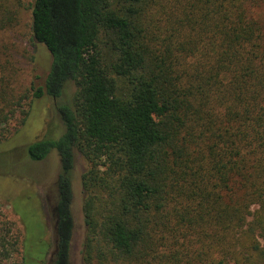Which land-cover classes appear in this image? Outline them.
Masks as SVG:
<instances>
[{"label": "trees", "instance_id": "trees-1", "mask_svg": "<svg viewBox=\"0 0 264 264\" xmlns=\"http://www.w3.org/2000/svg\"><path fill=\"white\" fill-rule=\"evenodd\" d=\"M255 1L33 0L31 40L51 64L32 96L53 99L63 127L25 146L31 161L55 150L59 162L41 264H76L78 159L82 264H264V25ZM12 20L0 0V29ZM9 114L0 107V123ZM2 232L7 252L16 239L6 241L7 224Z\"/></svg>", "mask_w": 264, "mask_h": 264}, {"label": "rangeland", "instance_id": "rangeland-1", "mask_svg": "<svg viewBox=\"0 0 264 264\" xmlns=\"http://www.w3.org/2000/svg\"><path fill=\"white\" fill-rule=\"evenodd\" d=\"M2 2L13 13V20L8 27L0 29V107L7 113L12 111L0 123V236L7 224L10 233L6 241L16 240L5 244L6 255L0 247V264H24L23 242L27 243L29 255L25 264H41L44 244L53 226L51 205L59 162L55 150L41 161H31L25 146L44 135L57 138L63 127L54 100L46 95L32 96L34 89L44 85L51 64L47 48L31 40L33 0ZM251 13L264 25V0H256ZM74 89L72 83L66 85L64 101L70 99ZM83 167L84 162L78 159L71 174V211L75 223L71 254L76 264H82L85 231L80 182ZM255 209L256 206L251 207L252 211Z\"/></svg>", "mask_w": 264, "mask_h": 264}]
</instances>
